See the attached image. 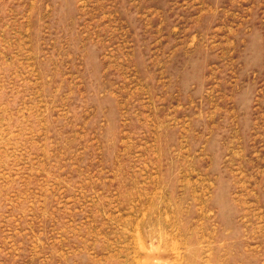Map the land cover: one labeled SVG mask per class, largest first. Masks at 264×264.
<instances>
[{
	"label": "rangeland",
	"instance_id": "rangeland-1",
	"mask_svg": "<svg viewBox=\"0 0 264 264\" xmlns=\"http://www.w3.org/2000/svg\"><path fill=\"white\" fill-rule=\"evenodd\" d=\"M0 264H264V0H0Z\"/></svg>",
	"mask_w": 264,
	"mask_h": 264
}]
</instances>
